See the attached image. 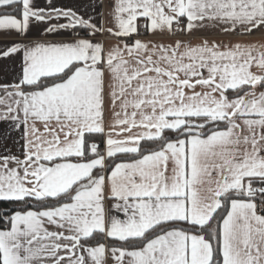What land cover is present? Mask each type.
I'll return each instance as SVG.
<instances>
[{
    "label": "snow or ice",
    "instance_id": "obj_1",
    "mask_svg": "<svg viewBox=\"0 0 264 264\" xmlns=\"http://www.w3.org/2000/svg\"><path fill=\"white\" fill-rule=\"evenodd\" d=\"M0 264H264V0H0Z\"/></svg>",
    "mask_w": 264,
    "mask_h": 264
},
{
    "label": "crops",
    "instance_id": "obj_2",
    "mask_svg": "<svg viewBox=\"0 0 264 264\" xmlns=\"http://www.w3.org/2000/svg\"><path fill=\"white\" fill-rule=\"evenodd\" d=\"M88 0H58V3L71 6L79 9L81 13L83 14V9L87 7ZM0 39H3V37H0ZM4 62H0V75H4L5 73L2 70V65Z\"/></svg>",
    "mask_w": 264,
    "mask_h": 264
}]
</instances>
